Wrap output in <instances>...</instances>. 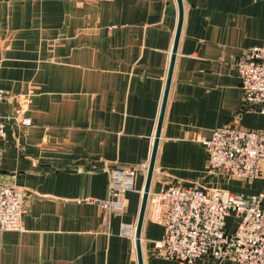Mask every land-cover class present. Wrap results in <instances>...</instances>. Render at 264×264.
<instances>
[{
	"label": "crops",
	"instance_id": "0c3cea01",
	"mask_svg": "<svg viewBox=\"0 0 264 264\" xmlns=\"http://www.w3.org/2000/svg\"><path fill=\"white\" fill-rule=\"evenodd\" d=\"M182 6L150 190L174 182L264 192V175L209 170L204 148L222 124L264 129L235 68L264 42V0ZM177 22L176 0H0V183L24 188L21 227L0 231V264H138L134 232ZM115 168H134L133 189L120 213L105 214L84 198L104 199ZM162 234L145 213L143 264H180L155 254Z\"/></svg>",
	"mask_w": 264,
	"mask_h": 264
},
{
	"label": "built area",
	"instance_id": "2783aa9c",
	"mask_svg": "<svg viewBox=\"0 0 264 264\" xmlns=\"http://www.w3.org/2000/svg\"><path fill=\"white\" fill-rule=\"evenodd\" d=\"M235 68L246 109L264 114V42L247 48L236 59ZM2 98L0 90V102ZM14 114L20 124H30L21 109ZM4 132L0 114V137ZM204 148L209 170L242 180L264 175V129L222 124L212 129ZM133 180L134 168L111 169L107 196L84 200L96 204L105 214L120 213L125 193L133 189ZM23 191V186L0 183V231L21 227ZM263 200L264 192L242 194L174 182L159 191L150 190L146 213L152 222L163 226L162 237L153 243L155 254L180 264H195L204 256L217 262L264 264ZM230 215L236 218L232 231L226 228ZM131 227H126L127 234H131Z\"/></svg>",
	"mask_w": 264,
	"mask_h": 264
},
{
	"label": "water",
	"instance_id": "95a60500",
	"mask_svg": "<svg viewBox=\"0 0 264 264\" xmlns=\"http://www.w3.org/2000/svg\"><path fill=\"white\" fill-rule=\"evenodd\" d=\"M176 1L178 5V22H177V27L175 31L174 42L172 46L171 57H170V62H169V67H168V72H167V77H166L165 88H164V92L162 96L157 127H156V131L154 135L151 155H150V159H149V163L147 167L146 180H145L144 188L142 191L141 203H140L138 218H137V222L135 226V232H134V242H135V250H136L138 264H143L141 244H140V233H141V228H142V224H143L145 213H146L147 199H148V194L150 191V183H151V178H152V172L154 169L156 151H157L158 142H159L160 129H161L162 120L164 116V109H165L168 89H169L170 80L172 76V70H173V65H174V60L176 56V50H177V45H178V40H179V35H180V30H181V25H182V16H183L182 0H176Z\"/></svg>",
	"mask_w": 264,
	"mask_h": 264
},
{
	"label": "trees",
	"instance_id": "16d2710c",
	"mask_svg": "<svg viewBox=\"0 0 264 264\" xmlns=\"http://www.w3.org/2000/svg\"><path fill=\"white\" fill-rule=\"evenodd\" d=\"M235 218V217H234ZM235 225H236V218H235ZM235 227V226H234ZM229 231H232L233 229H228Z\"/></svg>",
	"mask_w": 264,
	"mask_h": 264
}]
</instances>
